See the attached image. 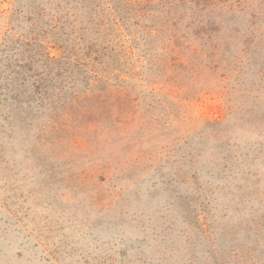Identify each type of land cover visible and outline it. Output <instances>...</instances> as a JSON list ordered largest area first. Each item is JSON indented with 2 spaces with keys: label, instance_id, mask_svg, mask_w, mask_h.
<instances>
[{
  "label": "rangeland",
  "instance_id": "1",
  "mask_svg": "<svg viewBox=\"0 0 264 264\" xmlns=\"http://www.w3.org/2000/svg\"><path fill=\"white\" fill-rule=\"evenodd\" d=\"M56 5L0 0V37L43 27ZM60 19L87 27L89 15ZM188 80L185 100L146 91L154 108L134 115L58 105L68 117L55 126H26L1 95L0 264H210L204 224L264 258V239L246 238L264 223V48Z\"/></svg>",
  "mask_w": 264,
  "mask_h": 264
},
{
  "label": "trees",
  "instance_id": "2",
  "mask_svg": "<svg viewBox=\"0 0 264 264\" xmlns=\"http://www.w3.org/2000/svg\"><path fill=\"white\" fill-rule=\"evenodd\" d=\"M56 1V15L88 14L87 27L77 19L70 27L59 15L43 27H4L0 37V96L26 126L36 120L55 126L68 117L58 105L89 99L132 115L154 108L141 107L137 97L146 91L185 100V78L189 91L202 75L215 78L264 48L258 45L264 30L255 27L264 0ZM249 228L246 238L264 239V223ZM199 232L209 242L210 264H264L256 248L219 241L235 239V230L204 224Z\"/></svg>",
  "mask_w": 264,
  "mask_h": 264
}]
</instances>
